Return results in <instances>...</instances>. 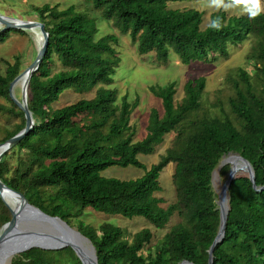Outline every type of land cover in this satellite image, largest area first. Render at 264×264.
I'll list each match as a JSON object with an SVG mask.
<instances>
[{
    "label": "trees",
    "instance_id": "1",
    "mask_svg": "<svg viewBox=\"0 0 264 264\" xmlns=\"http://www.w3.org/2000/svg\"><path fill=\"white\" fill-rule=\"evenodd\" d=\"M84 10L71 4L31 5L29 12L45 25L47 50L28 85V107L32 129L0 160V180L23 193L42 211L57 215L90 239L98 264H178L182 260L208 264V248L219 225L212 171L228 153L239 154L252 165L257 186L264 185V11L255 18L248 14L211 13L202 27L203 12L177 8L173 2L187 0H83ZM96 15L95 16H93ZM106 19L115 33L97 37V18ZM217 17L222 27L210 24ZM88 23H92L91 26ZM28 34L21 29L0 30V43L9 33ZM118 35H128L141 60L165 66L169 53L182 64L214 62L229 55V46L249 40L243 67L225 76L228 94L214 92L208 100L205 77L186 80L183 95L175 98L176 83L149 85L160 100L161 110L152 107L146 133L136 139L131 115L139 103L124 94L117 103V90L110 87L119 62ZM0 72V143L20 131L23 111L9 96V84L21 71L22 54L6 61ZM65 89L84 94L61 107H53ZM99 110L101 119L75 122L81 114ZM11 119L16 121L11 122ZM9 124V125H8ZM174 155H159L149 168L139 154H152L167 134ZM16 153L14 163L10 154ZM174 163L172 184L175 201L160 213L152 204L165 203L159 176ZM110 166H133L144 170L137 178L105 177ZM230 165H222L219 177L226 179ZM229 211L223 240L215 245L213 264H264V189L256 191L245 174L232 179L228 188ZM86 208L132 218L141 216L156 228H164L177 208L179 220L154 244L149 227L128 239L125 228L110 222L97 227L80 217ZM11 214L0 198V227ZM75 219V220H73ZM75 221V223H74ZM11 264H82L73 249L32 247L14 255Z\"/></svg>",
    "mask_w": 264,
    "mask_h": 264
},
{
    "label": "rangeland",
    "instance_id": "2",
    "mask_svg": "<svg viewBox=\"0 0 264 264\" xmlns=\"http://www.w3.org/2000/svg\"><path fill=\"white\" fill-rule=\"evenodd\" d=\"M44 3H57L60 8H64L68 5H75L78 10H84L86 4L83 0H0V13L17 18L33 19L37 20V17L29 12L31 5H41ZM172 6L177 8H194L203 12L201 26L205 27L210 21V15L216 11H225L228 14H248L243 5L233 6L227 10H217L207 6V0H187L181 2H173ZM261 7L264 8V0H261ZM96 17V15L93 14ZM98 28L97 37L106 33H115L111 24L103 18H97L93 21ZM89 26L92 23H88ZM38 41L33 32L28 34H18L11 31L7 39L0 43V72H3L6 67V61L13 62V56L16 53L22 54L21 70L31 63L34 59ZM250 42L246 40L241 44L229 46V55L225 59H218L214 62H200L193 61L187 65L182 64L176 53L170 51L169 62L167 65L162 66L151 62H146L140 59L136 46L130 42L128 35H118L117 51L119 55V62L115 66V72L113 74V82L110 87L117 90V103L120 102L121 97L126 94L129 100L138 96L139 103L136 109L131 115V123L136 126L135 138L141 139L145 133V125L147 122L148 112L152 107L159 108L161 110L160 100L152 95L149 90V85H165L174 81L176 83L175 98H181L183 95V84L190 78L199 76L205 77V92L207 93L208 100L214 98V92L218 89L222 90V95L230 92L229 88L225 85V76L227 72L235 67H243L250 74H252V63L246 60V53L249 50ZM14 95L19 98L20 87L17 84L13 89ZM93 96V92L79 94L71 89H65L59 96V98L53 103V107H61L66 104L75 102L81 98H89ZM1 103L6 101L0 98ZM104 116L99 110L87 111L84 114L78 116L75 122H91L93 120H99ZM16 119H11V122ZM6 124V117L0 116V126ZM9 125V124H8ZM1 135V133H0ZM171 133L167 134L164 142L157 148L152 154H139L138 159L143 162L147 168L159 159L161 153H168L174 155L180 150H169V139ZM235 154V153H231ZM16 159V153L10 154V162L14 163ZM174 171V163H168L161 171L159 176L160 185L162 190L157 193V196L163 197L165 203L159 207L152 204L156 211L163 213L166 205L175 201V190L172 184V173ZM144 173V170L133 167H120L110 166L101 172V175L105 177H114L118 179H131L140 177ZM245 174L240 171L237 175ZM223 178L219 175L213 177L212 189L215 193L216 189H220L224 183ZM216 194V193H215ZM178 209L174 210L173 215L168 219V223L164 228H156L151 225L145 218L141 216H134L132 218L124 217L121 215H112L104 212L95 211L91 208H86L84 214L80 219L91 226L97 227L103 222H110L114 225L125 228L128 231V239L131 235L143 227H149L153 232V239L147 246L154 247V244L163 236L167 229L179 220ZM75 220V219H73ZM75 223V221H74Z\"/></svg>",
    "mask_w": 264,
    "mask_h": 264
},
{
    "label": "water",
    "instance_id": "3",
    "mask_svg": "<svg viewBox=\"0 0 264 264\" xmlns=\"http://www.w3.org/2000/svg\"><path fill=\"white\" fill-rule=\"evenodd\" d=\"M8 29H21L27 33L36 32L39 36V42L34 59L9 84V96L23 111L25 124L20 131L0 143V160L5 152L15 146L34 125L33 116L28 107L27 90L32 73L37 70L46 53L49 38L43 22L11 17L0 13V30ZM17 84L20 86L19 98L13 93V89ZM231 158L239 160L240 164H232ZM225 164H229L230 169L220 189L215 190L217 195L215 203L219 211V225L217 233L207 250L208 264H213L214 247L223 240L225 234V223L229 211L227 192L232 179L237 176L239 171H242L246 173L256 191L264 189V185L257 186L255 184L252 165L239 154L228 153L222 157L219 164L212 171V182L213 177L219 173L220 167ZM4 193H9L14 198L12 205L4 199ZM0 198L11 214L10 220L0 227V264H11L14 255L32 247L60 249L66 246H70L73 249L82 264H98L95 248L90 239L61 217L42 211L30 203L23 193L7 186L1 180ZM178 264L194 263L182 260Z\"/></svg>",
    "mask_w": 264,
    "mask_h": 264
},
{
    "label": "clouds",
    "instance_id": "4",
    "mask_svg": "<svg viewBox=\"0 0 264 264\" xmlns=\"http://www.w3.org/2000/svg\"><path fill=\"white\" fill-rule=\"evenodd\" d=\"M243 5L245 11L251 18H255L264 11L261 7V0H207V6L217 10H227L233 6ZM210 27L215 30H220L222 27L221 20L217 17L210 24Z\"/></svg>",
    "mask_w": 264,
    "mask_h": 264
},
{
    "label": "bare ground",
    "instance_id": "5",
    "mask_svg": "<svg viewBox=\"0 0 264 264\" xmlns=\"http://www.w3.org/2000/svg\"><path fill=\"white\" fill-rule=\"evenodd\" d=\"M35 36H36V39L37 41L39 42V36L36 32H34ZM20 87V86H19ZM27 93H28V90H27ZM231 162L232 164L234 165H239L240 164V161L235 159V158H231ZM240 172V171H239ZM4 199L10 204L12 205V202L14 200V198L9 194V193H4ZM14 258V257H13Z\"/></svg>",
    "mask_w": 264,
    "mask_h": 264
}]
</instances>
